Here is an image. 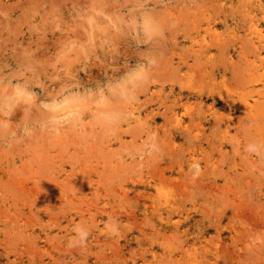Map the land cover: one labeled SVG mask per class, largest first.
<instances>
[{"label": "rangeland", "instance_id": "1", "mask_svg": "<svg viewBox=\"0 0 264 264\" xmlns=\"http://www.w3.org/2000/svg\"><path fill=\"white\" fill-rule=\"evenodd\" d=\"M2 2L0 77L22 71L28 50L52 91L43 69L85 39L69 13L91 0ZM104 2L119 14L137 0ZM138 2L162 36L138 44L125 28L86 62L70 54L82 88L151 55L129 101L111 98L117 119L101 128L86 113L83 130L0 140V264H264V0ZM37 3L60 8L62 30L29 31ZM39 117L21 107L11 122Z\"/></svg>", "mask_w": 264, "mask_h": 264}, {"label": "clouds", "instance_id": "2", "mask_svg": "<svg viewBox=\"0 0 264 264\" xmlns=\"http://www.w3.org/2000/svg\"><path fill=\"white\" fill-rule=\"evenodd\" d=\"M126 12L119 14L108 11L104 0H91L89 3H74L70 16L72 25L69 31L79 29L85 39H70L64 43L60 51L48 63L52 74L43 72L46 79L55 81L57 87L48 92V84L41 79V66L33 59L32 53L25 50L28 61L22 71L0 77V140L20 143L26 137L31 138L40 132L58 131L65 126L83 130V117L90 113L95 125L104 128L114 122L118 114L110 111L112 97L119 96L122 103H127L132 91L148 79V66L155 63L151 55L145 56V61L130 67L118 79L107 81L95 88H82L76 75L71 70L70 54L88 61L96 52L97 41L101 47L114 48V36L123 29L137 41L138 44H148L162 36L163 24L153 11L144 3L135 2ZM11 6L0 0V15L8 16ZM26 23L31 32L43 34L49 28L62 30L63 14L59 7L37 3L25 12ZM38 18V19H37ZM30 73V75H29ZM131 84L133 89H128ZM37 89L41 91L38 92ZM41 93H46L41 99ZM24 108L29 114L33 109H39L40 117L26 119L13 124L12 115L18 108ZM155 147V145H153ZM247 150L257 152L258 148L248 145ZM80 242L87 238V232L76 228Z\"/></svg>", "mask_w": 264, "mask_h": 264}]
</instances>
